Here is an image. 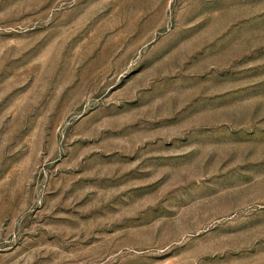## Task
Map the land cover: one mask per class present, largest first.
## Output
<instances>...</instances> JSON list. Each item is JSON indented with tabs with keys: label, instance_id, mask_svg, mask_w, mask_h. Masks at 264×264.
<instances>
[{
	"label": "rangeland",
	"instance_id": "1",
	"mask_svg": "<svg viewBox=\"0 0 264 264\" xmlns=\"http://www.w3.org/2000/svg\"><path fill=\"white\" fill-rule=\"evenodd\" d=\"M0 264H264V0H0Z\"/></svg>",
	"mask_w": 264,
	"mask_h": 264
}]
</instances>
